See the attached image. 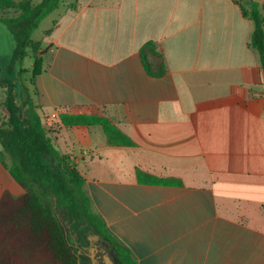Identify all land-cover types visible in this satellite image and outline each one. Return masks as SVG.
Segmentation results:
<instances>
[{
    "label": "crops",
    "instance_id": "0c3cea01",
    "mask_svg": "<svg viewBox=\"0 0 264 264\" xmlns=\"http://www.w3.org/2000/svg\"><path fill=\"white\" fill-rule=\"evenodd\" d=\"M236 1L60 0L40 23L52 25L33 103L137 264H264V70ZM150 41L163 77L139 56ZM65 113L104 115L136 146L63 126ZM138 168L182 185L140 183ZM7 193L25 190L0 159Z\"/></svg>",
    "mask_w": 264,
    "mask_h": 264
},
{
    "label": "trees",
    "instance_id": "16d2710c",
    "mask_svg": "<svg viewBox=\"0 0 264 264\" xmlns=\"http://www.w3.org/2000/svg\"><path fill=\"white\" fill-rule=\"evenodd\" d=\"M60 0H0V12L16 10L17 16L3 21L25 38L16 47L19 64L16 79L0 78L5 91L6 114L0 113V159L25 194L13 198L8 193L0 202V264H84L85 255L67 244L64 229L58 222L54 206L68 231L69 241L84 247L89 241L102 239L115 252L119 264H137L132 252L121 243L94 210L86 191V179L70 155L61 154L54 145V130L47 127L33 103L29 86L22 82V62L27 49L35 54L32 86L43 71L45 50L31 39L40 23L58 6ZM244 18L253 22L248 46L259 55L264 70V4L251 0L236 1ZM146 72L163 77L167 65L158 45L150 41L140 49ZM20 62V63H19ZM61 124L101 126L110 146L134 147L136 144L114 122L99 114H70L60 117ZM140 183L178 185L175 179H162L138 168Z\"/></svg>",
    "mask_w": 264,
    "mask_h": 264
},
{
    "label": "rangeland",
    "instance_id": "374dc122",
    "mask_svg": "<svg viewBox=\"0 0 264 264\" xmlns=\"http://www.w3.org/2000/svg\"><path fill=\"white\" fill-rule=\"evenodd\" d=\"M19 12L16 10H10L8 12H0V18L2 17H13L17 16ZM52 24H50L49 20L44 21L41 25H39V28H37L34 33L31 36V39L34 42L40 43L42 42L46 36L50 33H48V28L51 27ZM15 29L8 26L7 23L0 21V78H8L10 80L17 78V71L19 64L17 62L16 57V47L17 43L19 41H23L25 38V35L23 33L17 35ZM45 44V43H44ZM32 49H27V57L22 62V69L24 70V73L22 75V82L29 86L30 90L33 89L32 83L30 82L33 77V66H34V58L35 54ZM20 63V62H19ZM5 91L0 89V113L1 116L6 114L5 110ZM48 127H51L53 130L57 129V125L55 123L49 124ZM63 221V220H62Z\"/></svg>",
    "mask_w": 264,
    "mask_h": 264
},
{
    "label": "water",
    "instance_id": "95a60500",
    "mask_svg": "<svg viewBox=\"0 0 264 264\" xmlns=\"http://www.w3.org/2000/svg\"><path fill=\"white\" fill-rule=\"evenodd\" d=\"M54 211H55V214H56V217L58 219V222L60 223V225L63 227L64 229V235H65V240L67 242V244L71 247H75V248H78V249H81L79 246H76L74 244H72L70 241H69V238H68V231L65 227V224L62 222V219L60 218L57 210H56V205L54 206ZM99 246H100V254H102V260H98L96 258V256L93 254L91 257H92V260H93V264H119L118 262V258L115 254L114 251H112V249H109V244L104 242V241H99ZM92 251L93 253H95L97 251V249H92L90 250ZM97 251V252H99Z\"/></svg>",
    "mask_w": 264,
    "mask_h": 264
},
{
    "label": "flooded vegetation",
    "instance_id": "af4514ba",
    "mask_svg": "<svg viewBox=\"0 0 264 264\" xmlns=\"http://www.w3.org/2000/svg\"><path fill=\"white\" fill-rule=\"evenodd\" d=\"M99 241H104V240H102V239H97L95 241L91 240L88 243H86V245L84 247L76 245V246H79L81 248V249H78V250L82 251L84 253V255H85L86 259L84 260V264H93V260H92V257H91L93 254L96 256V258L98 260H102V256L103 255L100 254V251H99L100 250ZM93 248L97 249V251H99V252L96 251L95 253H93L92 251H90ZM109 249H111V248L109 247Z\"/></svg>",
    "mask_w": 264,
    "mask_h": 264
},
{
    "label": "built area",
    "instance_id": "2783aa9c",
    "mask_svg": "<svg viewBox=\"0 0 264 264\" xmlns=\"http://www.w3.org/2000/svg\"><path fill=\"white\" fill-rule=\"evenodd\" d=\"M51 118H52V120H53V119H54V120L57 119V118H58V113H54L53 116H52Z\"/></svg>",
    "mask_w": 264,
    "mask_h": 264
}]
</instances>
